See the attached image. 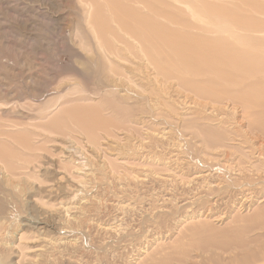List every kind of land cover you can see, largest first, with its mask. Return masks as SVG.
Here are the masks:
<instances>
[{"label":"rangeland","instance_id":"obj_1","mask_svg":"<svg viewBox=\"0 0 264 264\" xmlns=\"http://www.w3.org/2000/svg\"><path fill=\"white\" fill-rule=\"evenodd\" d=\"M143 1L155 10L139 0H0V239L18 248L1 247L0 264H200L212 255L222 260L244 256L264 244V224H236L232 218L220 228L227 222L238 227L249 243L242 251L203 248L208 233L184 232L194 212L203 219L208 215L201 204L184 205L205 186L165 183L163 178H169L161 172V178L139 182L141 157L165 152L160 140L153 139L131 161L127 171L138 180L93 161L76 172L70 157L75 146L105 142V148L126 132L136 142L142 134L139 121L150 114L141 99L105 93L113 74L100 53L99 33L107 34L99 30L104 18L115 30L114 14L121 19L135 7L149 13L160 23L153 56L162 59V67L180 68L178 75L169 68L176 76L196 77L197 84L216 86L230 79V72L239 76L264 69V0ZM164 12L180 24L169 22ZM200 35L213 52L196 55L204 45L197 40ZM175 46L192 50L194 59L175 55ZM182 62L192 69L186 71ZM189 150L190 170L198 171V155ZM114 226L119 228L107 230ZM166 237L168 245L154 254Z\"/></svg>","mask_w":264,"mask_h":264},{"label":"bare ground","instance_id":"obj_2","mask_svg":"<svg viewBox=\"0 0 264 264\" xmlns=\"http://www.w3.org/2000/svg\"><path fill=\"white\" fill-rule=\"evenodd\" d=\"M124 2H120L122 6L126 5ZM139 2L146 8L155 10L149 2L148 4L143 0ZM91 8L95 11L93 6ZM131 12V15L127 12L121 19L118 17L119 14H114L112 21L117 25L115 30L109 27L110 23L104 17L106 21L98 26L99 30L107 32L106 37L99 33L103 36L100 37L103 43L99 44L100 53L102 59L109 65V72L113 74L104 85L105 93L109 96L120 94L125 101H131L133 98L141 99L147 102L145 105L150 114H147L148 118L140 119L142 134L136 142L126 132L117 141L118 143L108 144L105 148L102 147L105 142L97 146L91 143H80L75 146L70 157L76 172H80L79 170L87 165L84 162L93 161L112 170H121L118 175L124 178L138 180L140 178L134 175L136 173L127 171L134 165L131 161L148 150L146 148L154 143L153 139L160 140L165 152L156 154L149 151L146 156L141 157L143 164L138 166L142 169L143 179L139 182H148L152 178L160 177L161 173L169 178H163V182L176 181L185 189L201 182L205 187H202L184 205L193 208L192 205L201 204L202 210L208 209V215L203 219L200 212H194L195 218L185 221L183 231L196 230L197 233H208L202 241L203 248L210 247L216 250L236 248L242 251L248 248L249 243L238 233V227L228 226V222L222 230L220 227L228 218H232L236 224L245 222L255 227L264 224V69H251L245 75L239 76L230 72V79L223 80L225 83L209 87V81L197 84L194 76L189 75L188 78L176 76L169 68L175 69L177 75L181 72L180 68L171 64L163 68L162 59L153 56V48L159 42L154 33L159 30L160 23L149 13L143 14L144 12L136 7L132 8ZM164 15L169 22L180 24L170 13L164 12ZM95 27L98 29L97 25ZM162 30H165L164 27ZM164 36L161 35L162 40L168 41L169 37L164 38ZM197 40L204 45L197 50L196 55L213 52L211 46H206L210 42L206 36L200 35ZM173 49L175 55H185L190 57V60L194 59L192 50L188 49V52L187 49L183 50L176 46ZM180 66L186 71L192 69L186 62H182ZM179 134L181 139L176 140ZM149 148L151 150V147ZM190 148L198 155V163L201 164L198 165L200 168H197L198 171L190 170L192 165L190 159L188 161L186 157L189 155L185 153ZM162 153H164L163 157ZM89 176L84 174L86 178ZM81 185L83 184L80 183ZM202 192L207 194L203 195ZM217 214L220 215L215 217ZM118 228L119 226H114L107 230L116 231ZM163 240V243L157 244L153 249L154 254L155 251L162 252L170 239L166 237ZM54 244L58 246L59 243ZM1 247L10 248L12 252L18 249L15 245L3 243L0 239ZM143 260L144 258L139 260V263ZM261 262L264 263V244L257 247L254 252H245L244 256L237 253L234 257L222 260L212 255L200 264Z\"/></svg>","mask_w":264,"mask_h":264}]
</instances>
